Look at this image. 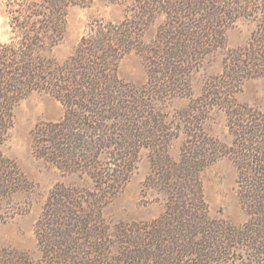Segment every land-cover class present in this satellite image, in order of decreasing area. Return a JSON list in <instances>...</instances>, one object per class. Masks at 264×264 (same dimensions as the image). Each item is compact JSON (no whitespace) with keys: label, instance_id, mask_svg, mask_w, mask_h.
Returning <instances> with one entry per match:
<instances>
[{"label":"trees","instance_id":"obj_1","mask_svg":"<svg viewBox=\"0 0 264 264\" xmlns=\"http://www.w3.org/2000/svg\"><path fill=\"white\" fill-rule=\"evenodd\" d=\"M24 1V9L13 14L11 22L26 35L33 27L32 43L19 40L14 49L0 46V188L9 164L2 146L12 127L13 106L24 92L38 88L61 101L65 114L61 121L44 125L42 141L37 139L36 128L34 154L65 173L88 168L86 175L98 192L83 195L86 191L57 183L35 226L41 258L10 264H181L185 259L187 264H233L236 253L228 255L238 250L251 252L253 263L264 264V199L256 200L254 195L260 190L258 177L263 172L257 167H264L263 153L255 145L264 128L251 126L249 109L234 99L238 83L264 75V0H154L155 4H146L154 7L152 13L165 16V24L154 41L156 61H149L148 81L140 91L117 74L124 55L142 48V30L133 29L132 20L93 27L70 59L42 76L45 65H37L36 48H40L37 55L42 54L45 35L54 38L51 47L61 40L68 8L90 0ZM254 11L263 15L251 43L227 55L221 82L213 84L224 102L236 107L232 119L248 121L250 127L244 134L235 133L253 166L243 165L240 173L241 179L244 171L250 188L240 189L247 223L228 226L210 218L201 174L215 158L212 153H199L205 147L194 145L178 161L167 153L154 159L152 176L169 197L162 216L145 227L107 224L102 214L105 198L115 195L134 169L133 129L137 122L149 128L148 116L143 114L148 102L179 94L184 83L189 85L200 52L208 54L225 44V24ZM141 13L145 17L146 12Z\"/></svg>","mask_w":264,"mask_h":264},{"label":"rangeland","instance_id":"obj_2","mask_svg":"<svg viewBox=\"0 0 264 264\" xmlns=\"http://www.w3.org/2000/svg\"><path fill=\"white\" fill-rule=\"evenodd\" d=\"M149 2L155 4L154 0H90L86 5L69 7L62 39L51 47L54 38L45 35L42 54L37 55L40 48H36V58L39 60L37 65H45L42 76L54 73L57 64L62 65L70 59L82 38L92 33L93 27L119 24L129 19L132 20L133 29L142 30L140 41L143 44L141 49H133L124 55L117 74L136 91H140L148 81L149 61H156L154 41L165 24L163 14L152 13V6L145 7ZM24 4V0H0V46L8 45L14 49L19 40L32 43L34 28L26 30L30 31L26 35L21 27L19 29L11 22L13 14L21 12ZM141 12H146L145 17ZM151 15L154 18L149 19ZM262 15L255 11L247 12L245 16L226 23L225 44L212 48L208 54L200 52L197 59L199 64L190 71L189 85L184 83L177 95H168L160 100L155 98L148 102L149 106L143 114L148 116L149 128H144L137 122L133 129L134 169L122 188L115 195H107L105 198L107 203L102 207V214L107 224L123 225L127 229L134 224L145 227V224L162 216L169 197L152 176L154 159L167 153L174 161H178L181 154L188 153L194 145L197 148L205 147L199 148V153H212V158H215L201 174L210 218L223 221L228 226L240 227L247 223L248 210L242 203L240 189L244 186L245 190L250 188L246 186L244 171L241 179L240 173L243 165L253 166L248 160V152L242 149L243 144L238 141L235 133H241L250 127L246 125L248 121L238 123L232 119L231 113L236 107L231 103L226 104L220 89L216 85L213 88V84L221 82L219 78L223 74L227 55L232 50L251 43L258 27V18ZM238 85L235 103L249 109L246 112L251 126L263 129L264 75ZM210 93H213L212 98L208 100L206 96ZM64 114L63 103L48 91L38 88L24 92L13 106L12 127L2 146V153L9 164L0 188V264H7L8 261L9 264L19 263L20 259L25 263L41 258L35 226L57 183L86 191L83 195L97 191L96 187L93 189L95 183L86 175L88 168L82 167L65 173L33 152V134L36 128L39 126L37 139L42 141L44 125L61 121ZM259 140L255 148L263 153L264 158V135ZM39 151L43 153L42 149ZM257 170L264 172V167L259 166ZM263 172L260 179L258 177L260 190L254 192L256 200L264 199ZM167 238L169 237L166 236L165 239ZM233 253H236V262L233 264H257L251 260L254 257L251 252L238 250L231 252L228 257ZM217 258L222 257L217 256L215 259ZM187 262L185 259L181 264Z\"/></svg>","mask_w":264,"mask_h":264}]
</instances>
